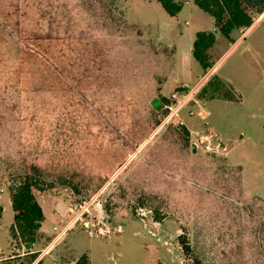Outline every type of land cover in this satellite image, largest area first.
<instances>
[{
  "label": "rangeland",
  "instance_id": "374dc122",
  "mask_svg": "<svg viewBox=\"0 0 264 264\" xmlns=\"http://www.w3.org/2000/svg\"><path fill=\"white\" fill-rule=\"evenodd\" d=\"M254 22L209 51L235 99L205 93V119L189 102L165 120L168 26H211L191 0L175 18L156 0H0V264H264V12ZM26 175L44 216L28 251L10 202Z\"/></svg>",
  "mask_w": 264,
  "mask_h": 264
},
{
  "label": "trees",
  "instance_id": "16d2710c",
  "mask_svg": "<svg viewBox=\"0 0 264 264\" xmlns=\"http://www.w3.org/2000/svg\"><path fill=\"white\" fill-rule=\"evenodd\" d=\"M156 1L170 17L176 16L182 9V3L179 0ZM193 3L199 10L213 19L217 32L228 40L233 31L249 28L254 22V17L264 12V0H193ZM215 44L216 35L213 32L200 31L196 33L192 45V57L204 73L215 64L211 62L209 56V51ZM201 86V89L195 94L197 98L208 93L210 99H214L217 96L227 101L235 99L234 94L226 90V83L215 75L209 76ZM223 89L226 91L223 92ZM161 99L164 100V97H161ZM161 107L162 105L155 104V109L159 110ZM31 169L37 171L35 167ZM37 186L38 181L36 178L33 175H26L10 195L13 211V226L11 230L14 231L16 229L19 232V239L22 240L23 245L35 242L37 232L44 219L41 207L33 195V189H37ZM180 244L183 252L187 254L190 251L188 243L180 241ZM35 259L36 255H33L29 264ZM73 264H89V262L87 256L82 255ZM197 264L201 263L197 261Z\"/></svg>",
  "mask_w": 264,
  "mask_h": 264
},
{
  "label": "crops",
  "instance_id": "0c3cea01",
  "mask_svg": "<svg viewBox=\"0 0 264 264\" xmlns=\"http://www.w3.org/2000/svg\"><path fill=\"white\" fill-rule=\"evenodd\" d=\"M182 3V0H179ZM193 2V0H191ZM194 4V3H193ZM195 6V5H194ZM182 10V9H181ZM180 13V12H179ZM178 13V14H179ZM177 14V15H178ZM176 15V16H177ZM174 16V18L176 17ZM189 23L186 21L184 22V25L187 26ZM256 25V22H253V24L247 28V29H239V30H235L238 31V36L236 39L234 40H230L231 41V45H234L235 43H237L238 41H240L241 39L243 40V38L246 36V34L248 32H250V30ZM168 26V25H167ZM169 30L172 33L173 38L175 39L170 45L173 48L174 51V56H176L177 59H179L178 63H179V69H178V73H176L177 75L175 76V78L172 80V83H174V85L178 88L181 85H186L189 88H199L205 81L206 79L211 76L214 75V67L217 64V62L220 60V58L215 62V64L213 65V67L211 69H209L206 73H204L203 71L199 74V76L197 77L196 74V81L195 83H193V68H192V62H193V57H192V45H193V41L195 39V35L191 34V32H181V31H177L174 27V25H169L168 26ZM203 31L208 32L211 31L216 35V44L214 46L217 45L218 41L221 39H225L223 38L216 30V28L214 27V21L211 18V26L207 29H204ZM233 31V32H235ZM200 32V31H198ZM163 40V39H162ZM228 40V39H225ZM228 40V41H229ZM213 46V47H214ZM226 53V52H225ZM195 61V60H194ZM196 62V61H195ZM197 63V62H196ZM198 64V63H197ZM216 76V75H215ZM219 78V77H218ZM220 79V78H219ZM222 80V79H220ZM223 82H225L226 84H228L230 86V81L229 80H222ZM175 87V88H176ZM172 94V93H171ZM163 97V96H160ZM240 97H238L239 99ZM205 117H206V113L204 111ZM205 119V118H204Z\"/></svg>",
  "mask_w": 264,
  "mask_h": 264
},
{
  "label": "built area",
  "instance_id": "2783aa9c",
  "mask_svg": "<svg viewBox=\"0 0 264 264\" xmlns=\"http://www.w3.org/2000/svg\"><path fill=\"white\" fill-rule=\"evenodd\" d=\"M196 88H189L186 85H181L177 90L173 91L169 96L170 106L168 107V113L166 115L165 120L178 115V112L189 102L196 103L199 106V110H197L196 114L202 120L205 118V114L202 111V105L198 104V100L195 98L194 92ZM194 110L188 112V115L193 116ZM180 125L183 122L179 123Z\"/></svg>",
  "mask_w": 264,
  "mask_h": 264
},
{
  "label": "water",
  "instance_id": "95a60500",
  "mask_svg": "<svg viewBox=\"0 0 264 264\" xmlns=\"http://www.w3.org/2000/svg\"><path fill=\"white\" fill-rule=\"evenodd\" d=\"M191 150H192V153H195V151H196V146L193 144V145H191ZM65 209H66V206L64 205V203H62V202H60L59 204H58V206H57V210L59 211V213H64V211H65ZM30 248V244L29 243H25L24 245H23V249L24 250H26V251H28V249Z\"/></svg>",
  "mask_w": 264,
  "mask_h": 264
}]
</instances>
